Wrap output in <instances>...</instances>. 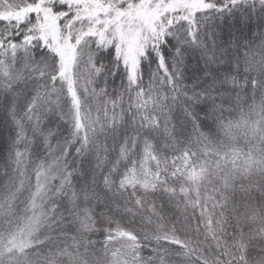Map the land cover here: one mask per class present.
<instances>
[{
    "label": "snow or ice",
    "instance_id": "6c2138e0",
    "mask_svg": "<svg viewBox=\"0 0 264 264\" xmlns=\"http://www.w3.org/2000/svg\"><path fill=\"white\" fill-rule=\"evenodd\" d=\"M258 89L264 0H0V264H251L264 156L204 129Z\"/></svg>",
    "mask_w": 264,
    "mask_h": 264
},
{
    "label": "trees",
    "instance_id": "16d2710c",
    "mask_svg": "<svg viewBox=\"0 0 264 264\" xmlns=\"http://www.w3.org/2000/svg\"><path fill=\"white\" fill-rule=\"evenodd\" d=\"M256 43L258 44L259 41H256ZM242 96L243 99L238 105L233 104L230 110L224 112L223 119L225 122L231 120L234 123L241 121L245 123H241L239 127H234L229 135H226L225 131L221 130L217 124H213L211 129H204V131L211 140L231 145L245 156L251 154L253 157L259 159L264 156V131H261V129H264V90L258 89L254 94L249 91L246 94L242 93ZM249 179L248 176L243 177L237 182V188H239L240 184L247 186ZM254 180L256 183L264 182V176L259 172H255ZM208 187L209 191H211L212 185ZM244 204H250L259 211L261 206L264 205V192L259 188H253L250 195H246L240 191L233 193V205L241 207L242 210V205ZM235 223L236 221L233 219L232 224L234 225ZM4 226V220L0 219V229ZM241 227L245 233L253 237L248 249L251 264H260L261 260L264 259V239L259 236V220L255 223L244 222ZM226 228L225 239L228 243H231L234 229L228 226ZM85 239L102 241L103 238L99 235H90ZM66 244L74 256L77 252L82 257L84 256L85 248L82 242L79 249L73 247V241L70 237L66 240ZM59 246L64 247L65 241L61 240ZM112 247H119V244H114ZM41 251L46 255L49 249L45 248ZM215 251L214 249L213 254H215ZM32 259L38 261L39 257L34 255ZM106 259L102 242L94 246H88L87 256L85 257L86 264H105ZM58 264H71L70 258L68 256H61L58 258Z\"/></svg>",
    "mask_w": 264,
    "mask_h": 264
}]
</instances>
